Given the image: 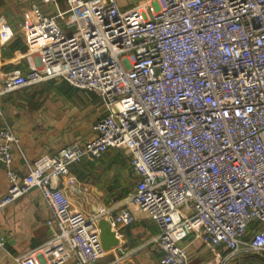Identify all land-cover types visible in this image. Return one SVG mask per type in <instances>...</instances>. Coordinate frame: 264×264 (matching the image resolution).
I'll return each instance as SVG.
<instances>
[{"label":"built area","instance_id":"1","mask_svg":"<svg viewBox=\"0 0 264 264\" xmlns=\"http://www.w3.org/2000/svg\"><path fill=\"white\" fill-rule=\"evenodd\" d=\"M130 2L123 9L118 0H67L70 32L32 4L25 30L39 64L0 72V116L4 95L48 79L98 93L106 110L92 139L41 155L23 177L13 166L19 139L0 129L11 183L0 210L38 188L55 224L18 262L103 257L98 217L73 211L57 181L109 148L122 149L139 176L130 201L159 227L161 264H192L181 242L195 231L232 256L264 255V0ZM13 36L8 23L0 26L2 45ZM116 220L129 223L131 211ZM6 242L0 233V247Z\"/></svg>","mask_w":264,"mask_h":264},{"label":"crops","instance_id":"2","mask_svg":"<svg viewBox=\"0 0 264 264\" xmlns=\"http://www.w3.org/2000/svg\"><path fill=\"white\" fill-rule=\"evenodd\" d=\"M118 1L123 9L131 4L130 0ZM32 4H37L45 15L55 16L63 30H73L67 0H0V26L8 23L14 31L10 41L0 43L1 77L15 69L28 72L31 65L39 64L38 55L30 52L25 30ZM1 107L0 129L10 127L19 139V146L13 147V166L21 177L41 155L92 139L96 135L94 123L106 113L98 93L76 88L64 79H48L12 91L1 98ZM138 178L130 157L122 149L109 148L100 157L71 165L68 174L57 181L73 211L96 216L98 222L108 220L116 232L118 245L106 250L95 264H161L164 253L159 227L130 201ZM10 187L6 169L0 163V195ZM124 209L132 213L129 223L116 220ZM52 219V209L38 188L0 210V233L7 237L5 247H0V264H20L18 256L47 242L55 230V224L49 223ZM181 245L188 249L192 264H264V255L242 249L232 256L229 249L209 244L196 231ZM65 264L78 262L71 259Z\"/></svg>","mask_w":264,"mask_h":264},{"label":"water","instance_id":"3","mask_svg":"<svg viewBox=\"0 0 264 264\" xmlns=\"http://www.w3.org/2000/svg\"><path fill=\"white\" fill-rule=\"evenodd\" d=\"M100 238L105 250H110L119 243V239L116 236V232L113 230L110 221L101 219L99 221Z\"/></svg>","mask_w":264,"mask_h":264},{"label":"rangeland","instance_id":"4","mask_svg":"<svg viewBox=\"0 0 264 264\" xmlns=\"http://www.w3.org/2000/svg\"><path fill=\"white\" fill-rule=\"evenodd\" d=\"M130 6H131V4H130Z\"/></svg>","mask_w":264,"mask_h":264}]
</instances>
